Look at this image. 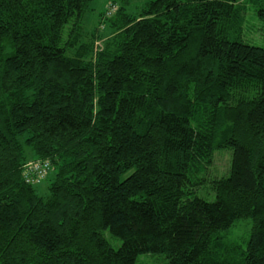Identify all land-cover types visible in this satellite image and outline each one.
<instances>
[{"label":"trees","instance_id":"1","mask_svg":"<svg viewBox=\"0 0 264 264\" xmlns=\"http://www.w3.org/2000/svg\"><path fill=\"white\" fill-rule=\"evenodd\" d=\"M94 1L0 0V264H264V0Z\"/></svg>","mask_w":264,"mask_h":264},{"label":"rangeland","instance_id":"2","mask_svg":"<svg viewBox=\"0 0 264 264\" xmlns=\"http://www.w3.org/2000/svg\"><path fill=\"white\" fill-rule=\"evenodd\" d=\"M143 1L145 3L147 0H131V3H129L126 7L131 12H132V9L133 10H138V7L143 3ZM106 2H107V0H95L94 1L93 8H94L95 11H93V13H91L93 15L90 16V19L89 20L88 19H85L84 20L85 27H86V24H87V28L88 29L92 28V26L95 23V19H96L95 17H96V15H98L99 12H101V11L104 10V6H105V3ZM109 3H112V1H109ZM27 154H28V156H31V154H30V152L28 150H27ZM217 160H218L219 168L225 169L226 166H227V162H226L227 160H226V158L221 157V158H219ZM28 162H30L29 165L32 164L31 163V160H28ZM44 176L45 175H40V178H42ZM46 186H47V182H44L43 184H41L39 186V188H38L39 193L44 194L46 192Z\"/></svg>","mask_w":264,"mask_h":264},{"label":"built area","instance_id":"3","mask_svg":"<svg viewBox=\"0 0 264 264\" xmlns=\"http://www.w3.org/2000/svg\"><path fill=\"white\" fill-rule=\"evenodd\" d=\"M34 171H36L37 173V176L40 178V175H46L47 173V168L46 166L44 165L42 169H40V167H38V169H34ZM35 173V174H36ZM45 177V176H44ZM43 178V177H42Z\"/></svg>","mask_w":264,"mask_h":264}]
</instances>
